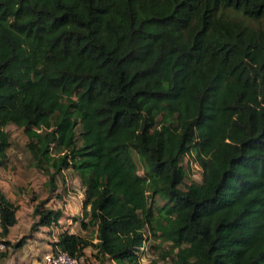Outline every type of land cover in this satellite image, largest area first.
<instances>
[{
    "label": "trees",
    "instance_id": "16d2710c",
    "mask_svg": "<svg viewBox=\"0 0 264 264\" xmlns=\"http://www.w3.org/2000/svg\"><path fill=\"white\" fill-rule=\"evenodd\" d=\"M8 125L51 191L68 168L84 187L96 243L58 249L142 264L147 229L169 264H264V0H0V164ZM16 209L0 190L1 237Z\"/></svg>",
    "mask_w": 264,
    "mask_h": 264
},
{
    "label": "crops",
    "instance_id": "0c3cea01",
    "mask_svg": "<svg viewBox=\"0 0 264 264\" xmlns=\"http://www.w3.org/2000/svg\"><path fill=\"white\" fill-rule=\"evenodd\" d=\"M9 148L10 146L6 150L5 163L0 164V190L11 203L17 206L16 222L2 237L0 230V238L11 244L21 242V245L8 246L6 251L0 252V264H46L43 256L58 249L56 243L64 232L76 233L95 244V234L92 233L95 228L87 230L82 227L83 222H88V206L84 205V187L80 184L81 182L77 179L58 177L57 187L51 191L47 186V175L35 165L31 167L33 177L30 179L6 181L2 177L9 176ZM63 188L65 191H62ZM41 200L46 201L47 209L60 214L50 225L33 228L38 218L33 216V210ZM83 252L92 264H116L108 259L99 262L93 257L95 249L89 244L83 248Z\"/></svg>",
    "mask_w": 264,
    "mask_h": 264
},
{
    "label": "rangeland",
    "instance_id": "374dc122",
    "mask_svg": "<svg viewBox=\"0 0 264 264\" xmlns=\"http://www.w3.org/2000/svg\"><path fill=\"white\" fill-rule=\"evenodd\" d=\"M229 15L237 20L243 21V23L249 25L252 28H257V26L260 25L259 22L247 19L240 14H234L232 12H229ZM53 120L54 116L51 117V121ZM6 130L9 133L10 139V148L8 149V154L10 158L8 161L9 176H3L2 178H4L6 181L12 179H15V181L30 179L31 177H33L31 175V167H33L34 165V160L31 152L27 148L28 138L24 132V129L16 127L15 125H8L6 127ZM75 130L77 136H79L80 126L77 125ZM77 144H80V140H78ZM134 159L138 165L139 174L142 175L143 167L136 154H134ZM196 162L197 161L193 151H190L183 158L182 166L186 169L188 168L187 171L189 172V179H185L186 182H201V167ZM60 177L67 179H77L78 181H80V178L77 173H75L71 168H68L64 172H62L60 174ZM182 187L184 188V186ZM62 191H65L64 188ZM157 199L158 200L156 202V205L158 204V206H162L165 203V200L159 198ZM145 231L147 240L145 246L142 248L143 252L141 253L140 262L142 264H149L151 261H155L156 264H169L171 258L173 257L172 254L164 258L161 257L164 252L169 250L168 242L164 241L161 238H155L151 233L147 231V229Z\"/></svg>",
    "mask_w": 264,
    "mask_h": 264
},
{
    "label": "built area",
    "instance_id": "2783aa9c",
    "mask_svg": "<svg viewBox=\"0 0 264 264\" xmlns=\"http://www.w3.org/2000/svg\"><path fill=\"white\" fill-rule=\"evenodd\" d=\"M196 167V166H195ZM0 230H1V212H0ZM8 246L5 240L0 238V252L6 251ZM46 264H87V257L84 255L72 256L67 251L56 249L43 256Z\"/></svg>",
    "mask_w": 264,
    "mask_h": 264
}]
</instances>
